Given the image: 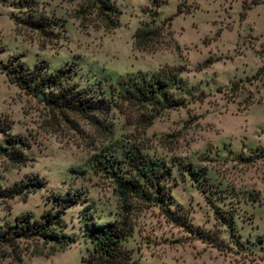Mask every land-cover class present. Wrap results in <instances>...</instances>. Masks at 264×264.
Returning <instances> with one entry per match:
<instances>
[{
	"label": "rangeland",
	"instance_id": "obj_1",
	"mask_svg": "<svg viewBox=\"0 0 264 264\" xmlns=\"http://www.w3.org/2000/svg\"><path fill=\"white\" fill-rule=\"evenodd\" d=\"M13 1L0 0V62L16 54L28 67L40 60L47 69L67 67L79 86L102 90L110 108L104 128L54 113L9 82L0 64V119L10 133L24 137L27 158L10 167L0 157V186L30 175L44 181L25 196L0 199V224L25 211L37 217L51 192L75 189L89 203L91 221L120 219L114 181L91 159L107 148L137 149L169 168L162 182L171 207L179 204L207 236L196 238L130 195L125 216L131 231L121 243L133 264H264V70L254 74L264 66V0L244 8L241 2L248 0H156L157 6L151 0H110L120 11L110 29L94 16L89 0H36L60 25L42 46L36 32L14 26L10 16L22 12ZM153 9L152 24L168 22V34L151 50H137L132 34L150 21ZM205 59L211 62L203 66ZM178 66L182 86L168 88L178 106L157 109L114 87L138 72ZM188 164L194 172L183 169ZM126 171L120 172L127 176ZM82 205L64 209L63 232L73 241L63 250L45 256L48 245L20 240L21 260L15 263L0 251V264H80L90 248L79 217ZM215 211L231 215L232 228Z\"/></svg>",
	"mask_w": 264,
	"mask_h": 264
},
{
	"label": "trees",
	"instance_id": "obj_2",
	"mask_svg": "<svg viewBox=\"0 0 264 264\" xmlns=\"http://www.w3.org/2000/svg\"><path fill=\"white\" fill-rule=\"evenodd\" d=\"M89 2L94 16L104 28L110 29L117 25L120 11L110 0H89ZM151 2L154 6L158 5L156 0ZM257 2L260 0L241 3L244 8ZM13 7L22 12L21 15L10 16L14 26L36 32L40 38L39 45L42 46L44 41L51 40L50 38L56 34L55 28L60 25L53 17L38 9L36 0H15ZM150 14V21L139 24L132 34V45L137 50H151V46L159 38L168 34L169 23L153 25V17L157 12L153 9ZM42 62L43 60L36 61L28 67L14 54L0 64L5 67L4 73L9 82L39 100L50 111L62 116L75 115L90 124L102 123L101 126L106 127L103 120L110 103L105 93L95 86H79L71 80L72 71L67 67L47 69ZM210 62V59H205L202 65L205 66ZM181 70L182 67L178 66L172 71H156L148 75L138 72L116 80L114 87L126 97L142 101L157 109L178 106L180 101L168 92V88L172 85L182 86L178 76ZM262 70L264 66L258 67L254 74ZM230 85L234 86V82ZM0 132L4 141L0 144V157L10 167L23 165L27 161L23 153V147L26 145L24 137L10 133L7 123L1 119ZM91 160L100 165V169L107 172L114 181V188L123 209L122 217L105 223H96L91 221V216L87 213L89 203L85 201L81 190L51 192L48 197L49 205L37 217L25 211L16 214L11 222L0 224V251L10 255L11 261L18 263L21 260L18 253L20 240H34L42 245H48L49 251L45 256L67 247L73 241V236L63 232L62 215L66 207L79 203L83 204L79 210V217L83 220L84 233L90 243V248L80 257V264H133L129 250L121 243L131 231L125 216L129 209L127 202L130 195L156 206L169 221L194 234L196 238L206 240V231L193 226L179 204L174 203L171 207L173 204L171 194L162 182L169 168L162 162L145 158L137 149L116 151L108 148L94 153ZM183 166L184 170L195 171L189 164ZM124 170H127V176L120 172ZM43 182L41 177L30 175L10 186H0V199L25 196L29 192H34ZM214 214L217 220L232 228L231 215L223 217L216 211Z\"/></svg>",
	"mask_w": 264,
	"mask_h": 264
}]
</instances>
